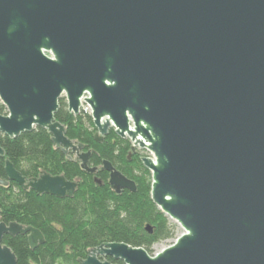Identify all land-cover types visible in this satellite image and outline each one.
<instances>
[{
  "label": "water",
  "instance_id": "obj_1",
  "mask_svg": "<svg viewBox=\"0 0 264 264\" xmlns=\"http://www.w3.org/2000/svg\"><path fill=\"white\" fill-rule=\"evenodd\" d=\"M63 97L76 116L90 108L97 142L114 129L154 156L142 159L152 199L184 230L153 256L106 243L81 264H264V0H0V134L47 130L94 175L92 152L56 120ZM0 160V186L76 194L64 176L26 178L1 146ZM100 170L116 194L137 192L110 162ZM6 236L46 242L1 223L0 264H18Z\"/></svg>",
  "mask_w": 264,
  "mask_h": 264
},
{
  "label": "trees",
  "instance_id": "obj_2",
  "mask_svg": "<svg viewBox=\"0 0 264 264\" xmlns=\"http://www.w3.org/2000/svg\"><path fill=\"white\" fill-rule=\"evenodd\" d=\"M0 114L7 110L0 102ZM56 120L67 129V136L92 152L90 175L81 168V161L70 160L52 142L47 130L36 128L19 138L0 134V146L15 168L28 179L43 173L64 176L77 182L73 198L58 199L25 191L15 183L0 186V224L18 223L33 227L44 235L45 244L32 251L27 236H6L4 244L17 257L18 264H80L88 252L106 243H125L145 249L151 256L153 247L175 237L176 226L152 199V174L143 165L147 152L131 154L132 143L111 130L101 144L96 141L97 129L90 113L78 116L68 111L65 99L60 101ZM135 182L137 192L116 194L109 185L110 174L101 171L103 163ZM99 179L102 184L95 182ZM0 180H7L5 160H0ZM152 228V233L147 231Z\"/></svg>",
  "mask_w": 264,
  "mask_h": 264
},
{
  "label": "rangeland",
  "instance_id": "obj_3",
  "mask_svg": "<svg viewBox=\"0 0 264 264\" xmlns=\"http://www.w3.org/2000/svg\"><path fill=\"white\" fill-rule=\"evenodd\" d=\"M148 153V152H147ZM149 157V156H147ZM147 157H144V158H147ZM149 158H154V157H149ZM170 222L176 226V233H175V237L171 240H168L164 243H161V244H158L156 246L153 247V250H154V254H157L158 252H160L161 250L163 249H166V248H169L171 247L172 245L175 244V242L177 241V239L184 234V230L182 229V227L180 225H178L177 223H175L174 221L170 220ZM152 255V256H153Z\"/></svg>",
  "mask_w": 264,
  "mask_h": 264
},
{
  "label": "flooded vegetation",
  "instance_id": "obj_4",
  "mask_svg": "<svg viewBox=\"0 0 264 264\" xmlns=\"http://www.w3.org/2000/svg\"><path fill=\"white\" fill-rule=\"evenodd\" d=\"M62 99H65V100H66L65 97H63ZM62 99H61V100H62ZM61 100H60V101H61ZM66 102H67V100H66ZM59 104H60V103H59ZM67 105H68V103H67ZM85 110H86L85 113H90V114H91L90 108H88L87 105H85ZM68 111H69V110H68ZM89 111H90V112H89ZM111 130H114V129H111ZM111 130H110V131H111ZM109 133H110V132H109ZM108 135H109V134H108ZM108 135H107V136H108ZM107 136H106V137H107ZM106 137H105V138H106ZM105 138H104V141H105ZM104 141H103V142H104ZM103 142H102V143H103ZM102 143H101V144H102ZM131 143H132V142H131ZM132 146H133V144H132ZM84 151H85V150H84ZM85 152H86V151H85ZM132 152H133V151L131 150V153H132ZM137 152H148V151L137 148L136 151H135V153H132V155H135ZM132 155H131V156H132ZM131 156H130V157H131ZM67 157L69 158V156H67ZM71 157H72L73 159L76 158V156H75V155H72V154H71ZM87 258H88V254H87L86 258L83 259V260H86ZM98 259H99L101 262H109L110 264H123L122 262H117V261H115L114 259L109 258V257H100V256H99ZM80 264H81V263H80Z\"/></svg>",
  "mask_w": 264,
  "mask_h": 264
},
{
  "label": "built area",
  "instance_id": "obj_5",
  "mask_svg": "<svg viewBox=\"0 0 264 264\" xmlns=\"http://www.w3.org/2000/svg\"><path fill=\"white\" fill-rule=\"evenodd\" d=\"M90 112V111H89ZM149 153V152H148ZM149 157H154L151 153H149V155H148Z\"/></svg>",
  "mask_w": 264,
  "mask_h": 264
}]
</instances>
